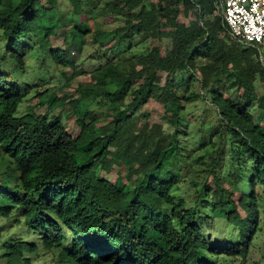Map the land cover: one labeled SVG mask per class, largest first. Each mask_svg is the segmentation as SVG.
<instances>
[{
	"label": "trees",
	"instance_id": "16d2710c",
	"mask_svg": "<svg viewBox=\"0 0 264 264\" xmlns=\"http://www.w3.org/2000/svg\"><path fill=\"white\" fill-rule=\"evenodd\" d=\"M44 1L0 0V212L18 210L55 264H260L250 255L264 223V51L228 35L215 0H68L71 44L40 51L74 74L71 51L89 34V81L19 116L37 85L5 66L23 71L27 42L54 34ZM101 11L109 30L80 20ZM66 100L75 138L53 129ZM199 100L196 119L187 107ZM150 101L162 124L142 111ZM116 162L130 184L100 177ZM215 220L234 236L214 234ZM37 247L12 239L6 256L30 264Z\"/></svg>",
	"mask_w": 264,
	"mask_h": 264
},
{
	"label": "rangeland",
	"instance_id": "374dc122",
	"mask_svg": "<svg viewBox=\"0 0 264 264\" xmlns=\"http://www.w3.org/2000/svg\"><path fill=\"white\" fill-rule=\"evenodd\" d=\"M44 5L47 9H49L51 5L54 6V8L48 13V18H46V20L49 21V25L56 24L54 34H52L48 40L44 41L40 34L41 32H39L40 35H37L36 38L27 42L31 46V49L23 55L25 62L23 71H21L14 63H9L5 66L6 71L13 76L19 77V80L22 83L37 85L36 87L31 88V91L25 97L24 102L18 110L19 116L26 114L29 111H33L36 114H44L47 112V106L40 104L41 99L45 100L49 98L54 91H56L58 97L74 96L78 84L89 81L88 74L80 73L82 70L88 72L91 69V63H89L87 58L94 48L88 42L90 39L89 34L84 37L86 44L83 46L80 55H78L75 50L71 51L70 57L74 60L75 64L74 74H72V69L70 67L60 71V67L54 66L50 59L40 51L45 47L57 49L69 46L71 44L70 27L77 20V18L73 17L74 8L68 0H54L51 5L49 2L44 1ZM97 13H100L101 16L99 14H96L97 16L94 18L88 17L85 14L80 16V20L85 21L87 29L90 31H94L95 29L109 30L113 27L111 17L104 15L103 11ZM215 14L222 17L221 12L216 9ZM4 51V42L0 38V56L4 54ZM78 72L80 74H78ZM37 91L45 94L37 96ZM93 107L98 114L104 112V107L100 108L95 106V104ZM202 109L204 110V107L200 100L187 107L189 116L196 119H200ZM68 111L69 107L66 100L60 106L59 110L54 112V114L60 115L61 120L58 123L53 124V129L56 131L58 128L64 126L67 132L75 138L79 135V128L75 123L74 117L70 116ZM142 111H148L150 113L149 122L151 124L163 123L164 114L162 108L157 103L150 101L143 107ZM48 119H51V115H48ZM119 164L120 162H116L107 170H101L99 173L100 177L107 181L118 183L119 185L130 184L126 181L124 167ZM181 193H185L190 197L193 194V189L191 186L186 185V183H182L178 195H181ZM258 193L264 194V189H258ZM204 214L207 215V212H204ZM19 217L22 219L20 212L16 209L6 215L0 212V264H12L6 256V249L9 242L16 238H21L27 243L34 242L38 244L37 250L32 252L29 256L30 264H55L52 260V254L45 251L44 248L40 246L38 235L31 233L23 220L20 223L16 222L17 220H20ZM213 223H216L214 234L224 232L220 231V229L224 228L226 231L224 233H228V236L225 238L226 241L234 236L230 233V229L225 227L224 223H220L217 220L213 221ZM223 236V234H219L216 238L221 239ZM250 258V261L257 260L260 264H264V223L262 231L255 239L254 251L250 255Z\"/></svg>",
	"mask_w": 264,
	"mask_h": 264
},
{
	"label": "built area",
	"instance_id": "2783aa9c",
	"mask_svg": "<svg viewBox=\"0 0 264 264\" xmlns=\"http://www.w3.org/2000/svg\"><path fill=\"white\" fill-rule=\"evenodd\" d=\"M228 35L242 45L264 51V0H215Z\"/></svg>",
	"mask_w": 264,
	"mask_h": 264
}]
</instances>
